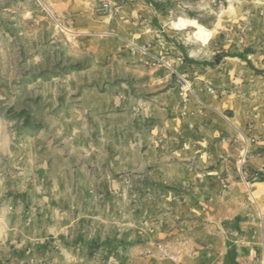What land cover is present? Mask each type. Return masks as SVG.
Segmentation results:
<instances>
[{
  "label": "rangeland",
  "instance_id": "rangeland-1",
  "mask_svg": "<svg viewBox=\"0 0 264 264\" xmlns=\"http://www.w3.org/2000/svg\"><path fill=\"white\" fill-rule=\"evenodd\" d=\"M263 57L264 0H0V264H103L102 242L187 229L226 168L264 180L223 81Z\"/></svg>",
  "mask_w": 264,
  "mask_h": 264
},
{
  "label": "crops",
  "instance_id": "crops-1",
  "mask_svg": "<svg viewBox=\"0 0 264 264\" xmlns=\"http://www.w3.org/2000/svg\"><path fill=\"white\" fill-rule=\"evenodd\" d=\"M235 60L230 58L225 63L227 70L223 81L226 80L229 86L238 83L233 90L240 91L242 97L238 96L236 107L235 101L229 100L225 108H242V113L232 118L240 130L250 122L248 133L253 140L249 165L252 172L264 177V72L249 75L239 69H228ZM242 76L251 79L250 83L241 85ZM226 103L227 100L222 99V105ZM220 144L223 147L221 153L238 155L239 144L231 147L226 144V139L220 140ZM210 165L206 166L208 177L213 170L209 169ZM226 172L227 185L207 180L206 190L199 193L202 197L193 201L194 209H190V215L194 218L187 229L164 226L157 232L144 228L141 232L132 230L124 238L130 244L127 250H116V246L113 250L110 247V250H102L107 249L102 242L100 250H95L96 258H104L103 264H264V180L245 184L227 168ZM165 238L178 242L177 249L172 250L175 261L159 257L150 248L154 241ZM99 241L106 239L100 238ZM119 255L127 256L126 261H118Z\"/></svg>",
  "mask_w": 264,
  "mask_h": 264
},
{
  "label": "built area",
  "instance_id": "built-area-1",
  "mask_svg": "<svg viewBox=\"0 0 264 264\" xmlns=\"http://www.w3.org/2000/svg\"><path fill=\"white\" fill-rule=\"evenodd\" d=\"M103 8L106 9L107 5H103ZM153 250L156 251L158 256L161 258H170L173 261L176 260V256L172 252V247L169 243H158L155 245Z\"/></svg>",
  "mask_w": 264,
  "mask_h": 264
},
{
  "label": "trees",
  "instance_id": "trees-1",
  "mask_svg": "<svg viewBox=\"0 0 264 264\" xmlns=\"http://www.w3.org/2000/svg\"><path fill=\"white\" fill-rule=\"evenodd\" d=\"M261 181H263V180H261Z\"/></svg>",
  "mask_w": 264,
  "mask_h": 264
}]
</instances>
